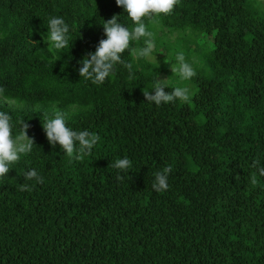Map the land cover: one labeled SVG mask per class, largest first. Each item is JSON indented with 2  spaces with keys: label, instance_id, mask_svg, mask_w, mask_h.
I'll return each mask as SVG.
<instances>
[{
  "label": "trees",
  "instance_id": "1",
  "mask_svg": "<svg viewBox=\"0 0 264 264\" xmlns=\"http://www.w3.org/2000/svg\"><path fill=\"white\" fill-rule=\"evenodd\" d=\"M117 14L133 27L115 0H0V112L33 140L0 179V264H264V0H180L145 20L156 60L126 49L131 69L97 85L78 61ZM53 16L70 27L60 50L46 39ZM177 52L196 72L185 82L172 72ZM154 83L193 95L157 106L144 97ZM55 113L99 136L87 156L47 141ZM124 157L130 171L112 167ZM28 169L39 183L24 180Z\"/></svg>",
  "mask_w": 264,
  "mask_h": 264
},
{
  "label": "clouds",
  "instance_id": "2",
  "mask_svg": "<svg viewBox=\"0 0 264 264\" xmlns=\"http://www.w3.org/2000/svg\"><path fill=\"white\" fill-rule=\"evenodd\" d=\"M180 0H115V4L122 8L127 17L131 20L133 27H129L118 22V14L110 19L104 20L102 24L104 38L100 39L94 51H88L82 59L78 61L79 67L76 69L80 77L94 84H103L106 79L115 75L116 66L124 64V67L131 69L130 64H125L122 60V53L127 49L136 60L145 62L156 60L155 44L153 33L147 29L145 20L160 14H170ZM46 39L48 44L55 50H60L70 45L68 23L60 16L50 17L46 24ZM143 40L140 48L133 50V44L138 40ZM72 42V41H71ZM172 72L178 75L181 81L190 80L196 75L191 63L185 60L183 52L175 54V63L171 65ZM167 87L163 83H154L152 89L154 94L144 92L146 101L159 106L161 103L168 104L179 100L187 102L193 93L186 86L174 87L170 92L163 89ZM11 117L5 112H0V179L8 176L11 165L21 158L22 154L31 152L33 140L26 134L28 125H21L18 135H12ZM42 128L47 141L66 153L69 158L81 159L87 156L99 141V136L87 130L77 131L67 126L65 115L55 113L42 123ZM113 168L120 172H128L133 167V162L127 158L116 160ZM170 171L165 167L163 171H157L154 175L152 188L157 192H162L168 188L167 177ZM25 181L36 180L40 182V176L35 169H28L23 173ZM119 178V177H118ZM21 191L30 190V186L25 183L20 187Z\"/></svg>",
  "mask_w": 264,
  "mask_h": 264
},
{
  "label": "rangeland",
  "instance_id": "3",
  "mask_svg": "<svg viewBox=\"0 0 264 264\" xmlns=\"http://www.w3.org/2000/svg\"><path fill=\"white\" fill-rule=\"evenodd\" d=\"M202 42L205 43L204 46H208V44H207L208 41H207V38H206L205 36L202 38ZM204 46H203V47H204ZM203 47H202V48H203ZM162 52H163V51H162ZM175 75H176V74H175ZM168 78H169V77H168V74H167V76H166V74H162L161 77H160L161 81H163V82L168 81ZM183 82H185V81H183Z\"/></svg>",
  "mask_w": 264,
  "mask_h": 264
}]
</instances>
